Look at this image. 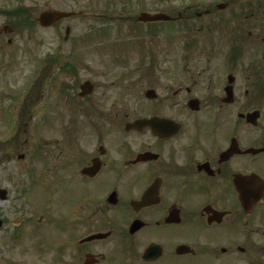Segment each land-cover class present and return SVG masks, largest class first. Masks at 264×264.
<instances>
[{"label": "flooded vegetation", "instance_id": "obj_1", "mask_svg": "<svg viewBox=\"0 0 264 264\" xmlns=\"http://www.w3.org/2000/svg\"><path fill=\"white\" fill-rule=\"evenodd\" d=\"M172 17L178 53L137 64L150 80L138 116L66 129L46 167L52 183L80 184L68 195L71 264H264V0Z\"/></svg>", "mask_w": 264, "mask_h": 264}, {"label": "rangeland", "instance_id": "obj_2", "mask_svg": "<svg viewBox=\"0 0 264 264\" xmlns=\"http://www.w3.org/2000/svg\"><path fill=\"white\" fill-rule=\"evenodd\" d=\"M222 1L0 0V62L5 58L8 87L0 89V187L8 190L0 200V264H71L68 195L80 194V184L52 183L46 167L58 163L66 129L135 119L134 102L150 82L137 64L178 53L180 25L145 26L139 14L177 17L189 5L203 11ZM47 10L75 14L43 27L37 18ZM85 81L95 89L83 99ZM25 94L33 96L27 103ZM124 107L128 114L118 113ZM38 144L44 147L36 153Z\"/></svg>", "mask_w": 264, "mask_h": 264}, {"label": "water", "instance_id": "obj_3", "mask_svg": "<svg viewBox=\"0 0 264 264\" xmlns=\"http://www.w3.org/2000/svg\"><path fill=\"white\" fill-rule=\"evenodd\" d=\"M73 13L71 12H64V11H55V10H47L46 12L41 13L39 16L38 20L40 21L41 25L48 27L51 26L59 20H62L64 18L70 17ZM171 17L167 14L164 13H157V14H150V13H142L140 20L147 23V22H157V21H168ZM71 29L68 28V34L70 33ZM94 91V85L87 81L85 84L82 86V96L91 94ZM138 122L133 123V126H137ZM3 198H6V195L1 194Z\"/></svg>", "mask_w": 264, "mask_h": 264}, {"label": "trees", "instance_id": "obj_4", "mask_svg": "<svg viewBox=\"0 0 264 264\" xmlns=\"http://www.w3.org/2000/svg\"><path fill=\"white\" fill-rule=\"evenodd\" d=\"M23 11V10H22Z\"/></svg>", "mask_w": 264, "mask_h": 264}]
</instances>
